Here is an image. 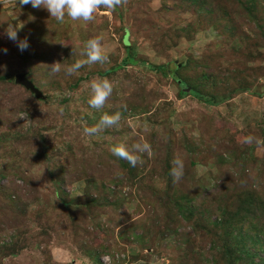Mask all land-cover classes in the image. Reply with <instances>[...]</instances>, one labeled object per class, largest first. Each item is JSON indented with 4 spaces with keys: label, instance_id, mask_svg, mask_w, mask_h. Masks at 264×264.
Here are the masks:
<instances>
[{
    "label": "rangeland",
    "instance_id": "1",
    "mask_svg": "<svg viewBox=\"0 0 264 264\" xmlns=\"http://www.w3.org/2000/svg\"><path fill=\"white\" fill-rule=\"evenodd\" d=\"M21 23L24 52L6 35ZM97 35L108 62L68 75ZM129 52L179 66L205 100L138 64L101 75ZM19 74L32 75L48 100L0 82V264H105L104 256L110 264H264V0H128L97 9L93 21L63 23L8 0L0 76ZM94 78L113 83L100 109L89 105ZM117 112L118 125L84 135ZM141 139L152 155L126 181L111 148ZM177 154L184 175L174 183ZM237 240L250 255L235 261L221 246Z\"/></svg>",
    "mask_w": 264,
    "mask_h": 264
},
{
    "label": "clouds",
    "instance_id": "2",
    "mask_svg": "<svg viewBox=\"0 0 264 264\" xmlns=\"http://www.w3.org/2000/svg\"><path fill=\"white\" fill-rule=\"evenodd\" d=\"M8 2V0H0V3ZM128 0H19L21 5L31 4L33 8H45L50 13V17L55 18L58 22L63 23L67 16L73 21L83 20L85 22L93 21L94 14L97 9L105 8L108 10H115L117 7L127 4ZM16 3V0H15ZM23 28V24H18L13 27L9 24L6 29L7 38L16 43L20 52H24L29 48V42L27 38L20 39L18 31ZM102 36H95L90 38L86 42V56L85 61H76L73 65L66 68V73L72 75L76 73L85 63H105L108 62V55L106 54L102 45ZM5 53L7 49L3 50ZM51 72L56 74L61 71V65L59 62L53 63L51 66ZM91 98L89 105L93 108L100 109L104 106L105 102L113 93V83L108 78H94L90 82ZM120 113L117 112L114 115H103L100 123L85 127L83 129L84 135L91 137L99 134L105 128H111L118 125L120 121ZM253 137L248 136L244 138V143H251ZM113 155L126 160L132 167H136L138 164H142V155H152L151 145L141 139L140 141L133 143L129 148L124 143H119L111 148ZM173 167L171 169V176L174 183H178L184 175V161L179 154H177L173 161ZM119 175V173H118ZM102 260L105 264H110V257L104 256Z\"/></svg>",
    "mask_w": 264,
    "mask_h": 264
},
{
    "label": "trees",
    "instance_id": "3",
    "mask_svg": "<svg viewBox=\"0 0 264 264\" xmlns=\"http://www.w3.org/2000/svg\"><path fill=\"white\" fill-rule=\"evenodd\" d=\"M193 2L194 3H197L198 2V0H193ZM244 7V6H243ZM258 7V6H257ZM245 9H247L246 7H244ZM135 64H138V65H140V66H143V67H146L147 69H149V70H151V71H153V72H157V73H161V74H163V75H169V76H171L172 78H174V81L177 83V85L182 89V94L183 93H189L190 95L192 94L194 97H199V98H201L200 100L201 101H204L205 100V98H203V95H201L200 93H202L199 89H200V87H199V89L197 88V87H192L191 86V84L188 82V80L186 79V78H183L180 74H179V66H175V67H172V66H169V65H154V64H150V63H148V62H145V61H137L136 59H135V57L133 56V54L131 53V52H129L128 53V55H127V57L121 62V64L119 65V66H117L116 68H112V69H110V70H108V71H106V72H104L103 74H101V75H109L111 72H116L118 69H123V68H125V67H127V66H130V65H135ZM184 67V66H183ZM23 75H25V74H23ZM30 76H32V75H25V77L27 78V79H29L30 81H32L33 82V84H34V86H35V88L36 89H38L40 92H41V94H42V97L41 98H38L37 96H36V94L32 91V90H30V89H28L27 87H25V86H23V85H21V84H18L17 83V81H16V76H15V80L13 79L12 80V77L11 76H9V75H5V76H0V82H9V83H15V84H17V85H19V86H21V87H23L28 93H30L31 94V96H34L37 100H40L41 102H47V96L43 93V91L40 89V86H38V83H36V80H35V78L33 77H30ZM202 79V77L200 76L199 78H197L196 80H194V79H192V80H194L196 83H198V80L200 81ZM206 83V82H205ZM205 83H203V85L205 84ZM207 87V84H205V86H204V92H205V88ZM187 91V92H186ZM226 97H228V96H226ZM211 105H217V101L215 100V98H212V99H210L209 97H208V100H207ZM221 101L223 102L224 101V99H221ZM34 112H30V116L32 117V121L33 120H37V117H36V115L34 116V114H33ZM38 122H39V120H37ZM37 122V124L38 125H40L39 123ZM38 132V131H37ZM26 133H28V132H26ZM16 135H17V133H16ZM15 135V136H16ZM65 141H63L62 143H60V144H63ZM121 160V163L119 164V166L123 169V171H124V173H125V175H124V179L126 180V181H130V182H132L134 179L132 178L133 177V175H135V171H136V167H132L126 160H123V159H120ZM109 191L111 192V193H114L115 194V191H114V189H109ZM117 194V193H116ZM256 196V198H258V193L255 195ZM67 205H68V207H71L73 204L74 205H77L78 203H74V202H72V201H67V202H65ZM94 204H96V201H94ZM256 211V210H255ZM219 225H221V224H219ZM223 225V224H222ZM243 231V230H242ZM228 237L229 238H232V234H228ZM248 239V238H247ZM238 242L237 243H235V244H230V243H228V242H226V244H224L223 246H221V250L223 251V253L225 254V255H229V256H233L234 258H235V261L236 260H238V259H240V258H242L243 257V255H250V253H249V251H248V248H247V246H246V244H245V246H242L241 244H240V240H237ZM258 242L260 243V247L261 246H263L264 244V242H261V241H259L258 240ZM237 254L239 255V254H243V255H241V256H237Z\"/></svg>",
    "mask_w": 264,
    "mask_h": 264
},
{
    "label": "water",
    "instance_id": "4",
    "mask_svg": "<svg viewBox=\"0 0 264 264\" xmlns=\"http://www.w3.org/2000/svg\"><path fill=\"white\" fill-rule=\"evenodd\" d=\"M16 81H17L18 84H21V85L27 87L28 89L32 90L36 94V96L38 98L42 97L41 92L38 89L35 88L33 82L30 81L29 79H27L25 77V75H23V74L17 75L16 76Z\"/></svg>",
    "mask_w": 264,
    "mask_h": 264
}]
</instances>
